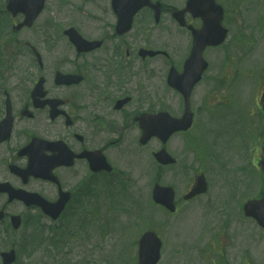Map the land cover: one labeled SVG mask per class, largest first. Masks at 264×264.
<instances>
[{
  "label": "flooded vegetation",
  "instance_id": "1",
  "mask_svg": "<svg viewBox=\"0 0 264 264\" xmlns=\"http://www.w3.org/2000/svg\"><path fill=\"white\" fill-rule=\"evenodd\" d=\"M175 10L162 5L156 23L153 10L145 8L128 32L118 33L110 0H99L89 12L77 8L80 18L71 20L70 10L63 7L54 15L58 24L53 34L73 28L95 47L78 48L64 36L42 38L36 44L39 58L30 85H11L7 71L0 76V264L3 253L14 252L13 264L27 258L29 233L36 227L30 215L45 222L46 230L87 203L92 175H116L113 184L120 179L121 146L139 140V118L181 111L167 78L184 72L191 29L199 30L203 23L185 13L180 26L172 16ZM25 45L32 46L28 41ZM219 49L204 50L207 70L202 76L210 78L211 93L235 71L232 55H221ZM58 74L69 79L62 81ZM94 152L104 156L111 173L90 171ZM260 159L264 156L257 164ZM38 203L64 209L53 221Z\"/></svg>",
  "mask_w": 264,
  "mask_h": 264
},
{
  "label": "rangeland",
  "instance_id": "2",
  "mask_svg": "<svg viewBox=\"0 0 264 264\" xmlns=\"http://www.w3.org/2000/svg\"><path fill=\"white\" fill-rule=\"evenodd\" d=\"M3 2L0 0L2 32L11 34L1 10ZM59 2L49 0L48 11L33 31L10 35L9 50H21L14 40L37 39L38 27L41 28L50 11L58 9ZM223 2L233 15L229 14L232 37L227 49L232 48L236 63L240 62L233 76L235 84L227 90L226 97L216 101L217 107L204 115L214 96L204 95L206 90L196 93L192 105L199 114L195 127L188 135L179 136L167 145L177 164L171 168H154L151 158L145 164L148 150L141 151L137 145L125 141V151L134 154L125 155L119 166L123 177L120 191L103 201V207H78L79 222L72 235V220L68 219L48 231L51 238L48 232L37 236L36 243L30 245L29 264H137L138 238L149 230L162 238L159 264H264V234L241 212V203L247 201L245 197L257 191V179L248 165L242 168V180L241 176L238 180L235 165H228L237 156H251L254 139L261 138L264 146V107L253 101L255 94L256 99L259 96L257 84L264 70V0ZM235 7L241 8L236 11ZM242 40L247 42L243 44ZM18 60L14 69L22 70L21 61L25 58ZM190 136L195 137L189 139ZM202 159L207 163L204 165L208 172H204L208 192L184 203L182 196L192 185ZM261 180L258 182L264 194ZM155 182L174 188L178 200L175 214L153 204L151 190ZM96 186L94 190L99 192L100 181ZM234 194H241L239 204Z\"/></svg>",
  "mask_w": 264,
  "mask_h": 264
},
{
  "label": "water",
  "instance_id": "3",
  "mask_svg": "<svg viewBox=\"0 0 264 264\" xmlns=\"http://www.w3.org/2000/svg\"><path fill=\"white\" fill-rule=\"evenodd\" d=\"M43 1L44 0H13L8 3L7 9L15 13V12L25 11V9L27 8L30 18H34L42 8ZM181 124L186 125L183 127V129H186L189 125L188 118H185L184 121L181 120ZM179 127L180 126H176L174 124L173 130L180 129ZM156 157L157 160L163 164H170L174 162L170 157L164 155V153H159ZM205 190L206 188H205L204 179L202 176H200L196 180L195 187L188 194V196H186V198H191L197 194H201L205 192ZM153 199L155 202L162 204L170 211L174 210L172 204L173 193L170 189H163L156 186L153 190ZM253 205L254 202H250L245 206V212L247 215H250L249 209L253 207ZM259 223L262 225V227H264L263 222L260 221ZM160 246H161L160 240L157 238V236L154 233L148 232L143 234L138 243V248H139L138 264H156L160 258L159 256Z\"/></svg>",
  "mask_w": 264,
  "mask_h": 264
}]
</instances>
